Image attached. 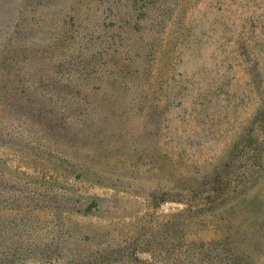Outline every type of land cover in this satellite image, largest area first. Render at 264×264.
<instances>
[{"label": "rangeland", "instance_id": "1", "mask_svg": "<svg viewBox=\"0 0 264 264\" xmlns=\"http://www.w3.org/2000/svg\"><path fill=\"white\" fill-rule=\"evenodd\" d=\"M0 264H264V0H0Z\"/></svg>", "mask_w": 264, "mask_h": 264}, {"label": "trees", "instance_id": "2", "mask_svg": "<svg viewBox=\"0 0 264 264\" xmlns=\"http://www.w3.org/2000/svg\"><path fill=\"white\" fill-rule=\"evenodd\" d=\"M113 254H116V255H119V256H125V257L127 256V257H129L131 252L128 251V250H121V251L114 252Z\"/></svg>", "mask_w": 264, "mask_h": 264}, {"label": "crops", "instance_id": "3", "mask_svg": "<svg viewBox=\"0 0 264 264\" xmlns=\"http://www.w3.org/2000/svg\"><path fill=\"white\" fill-rule=\"evenodd\" d=\"M100 147H102V146L100 145Z\"/></svg>", "mask_w": 264, "mask_h": 264}]
</instances>
